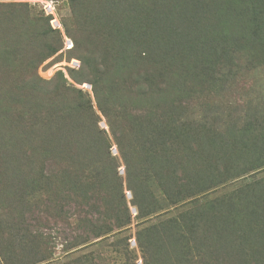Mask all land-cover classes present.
Segmentation results:
<instances>
[{"label":"trees","instance_id":"obj_1","mask_svg":"<svg viewBox=\"0 0 264 264\" xmlns=\"http://www.w3.org/2000/svg\"><path fill=\"white\" fill-rule=\"evenodd\" d=\"M147 3L154 6H146ZM131 4L140 11H132L136 17L129 24L131 40L137 42L132 52L139 60L129 64L134 56L128 54L120 67L131 66L130 78H120L121 70L113 73L110 85H93V95L98 109L108 118L110 133L125 163L128 184L133 183L130 190L136 219L144 223L156 221L139 232L137 243L146 253L153 245L162 254L186 242L185 236H179L181 220L172 216L175 206L197 204V195L207 200L216 194L219 185L197 188L191 186L196 181L185 176L181 190L176 189L177 161L172 154L171 135L179 128L188 129L174 126L185 117L178 110L183 103L189 105L201 91L200 70L194 71L196 80H189L193 78L191 68L202 64L204 54L203 64L211 65V83L229 65H235L234 54L241 46L264 49V0H131ZM22 6L24 11L31 10L29 4ZM173 12L186 14L185 35L176 33L182 24L179 20V26L172 23L171 16L177 19ZM219 22L224 23L220 26ZM166 37L172 50L181 47V58L184 49L190 53L188 66L178 69V84L166 78L163 66L150 53L154 40L164 41ZM200 38H204V46ZM58 51V47H51L42 59L31 61L27 57L23 65L18 64L17 82L9 87L0 82V170L3 168L6 173L10 162H14L17 175L13 180L21 189L19 192L26 194L21 212L14 216L17 238L9 242L14 252L26 247L24 233L32 240L50 238L54 246L61 241L64 249H73L90 240L118 237L130 229L133 221L117 158L111 153L107 132L97 125L91 96L74 87L61 72L50 81L35 75L42 62ZM177 90L184 98L157 103L162 93ZM153 97L148 106L131 108L133 99ZM245 124L242 131L248 136L244 144L230 145L231 149L227 146L225 151L230 161L236 162L235 172L228 170L233 173L220 184L232 183V187L233 181L242 180L215 197L216 210H223L219 236L222 246L212 262L208 257L210 251L202 253L203 264L225 262L220 260L221 253L235 251L244 254L242 264H259V260H264V252H257L264 246V176L257 177L259 171L264 172V139L251 132L254 130L248 126L252 122ZM238 149L243 152L241 160L232 155ZM243 163L246 164L241 166ZM26 164L30 165L27 175L23 173ZM236 173L242 176L235 179ZM248 174L249 179H245ZM45 220L58 228L57 236L38 231ZM154 235L157 240L152 239ZM209 255L212 257V253Z\"/></svg>","mask_w":264,"mask_h":264},{"label":"rangeland","instance_id":"obj_2","mask_svg":"<svg viewBox=\"0 0 264 264\" xmlns=\"http://www.w3.org/2000/svg\"><path fill=\"white\" fill-rule=\"evenodd\" d=\"M24 4H29L31 10L24 11ZM132 5L131 0H0V82L9 87L18 80V64L23 65L27 57L31 61L42 59L49 48H59L56 54L42 62L35 75L50 81L61 72L69 83L91 96L98 116L97 125L107 132L112 146L111 153L117 158L118 174L122 178L125 198L133 218L130 229L118 237L90 240L73 249H64L60 239H57L60 244L54 246L50 238L45 239L47 242L39 238L32 240V236L24 233L26 247L14 252L9 246V242L17 238L13 229L17 221L14 216L21 212L26 194L19 192L21 189L15 178L13 180V176L17 175L16 164L10 162L6 173L3 168L0 170V264H203L201 256L205 251L212 253V257L208 254L210 262L220 253V217L223 210L222 207L220 211L216 210L215 197L221 196V193L227 192L242 180L233 181L232 187V183L220 184L225 177L235 172L236 162L230 161L228 152L225 153L226 147L231 149L230 145L241 147L244 144L248 134L242 131V126H247V122H252L248 127L254 130L251 131L254 136L264 139V49L247 44L241 46L240 51L234 54L235 65H229L211 83L208 81L211 65L207 62L203 64L206 61L204 54L202 64L192 66L193 78L188 79L196 80L194 71L199 69L201 77L198 88L201 91L191 99L189 105L183 103L178 110L179 115L185 117L174 126H188V129L183 131L179 128L170 139L173 144L172 154L177 161L176 189L181 190L185 176H191L196 181L191 186L197 188L219 185L216 194L207 200L203 201L202 196L197 195V204L179 203L173 209L172 216L181 220L179 236H185V243H178L174 249L163 251L162 254H158L159 251L152 245L151 251L146 253L145 248L137 243V235L156 221H137V210L132 204L134 197L130 190L133 183L128 184L125 163L110 133L108 118L98 109L93 95V85H110L113 73L121 70L120 78H130L131 66L128 65L139 60L132 52L137 42L131 40L129 28H132V18L136 17L133 12L140 11ZM145 5L154 6L153 3ZM182 12H173L177 19L170 17L177 26L180 24L176 20L181 21L182 26L176 32L178 36L185 35L183 15L186 14ZM219 23L221 26L224 22ZM50 28L54 31H50ZM204 38H200L202 46L206 43ZM168 40V37L164 41L156 38L150 53L159 66H163L166 78L178 84V69L188 66L187 57L190 53L184 49V57L181 58V47L172 50ZM251 50L253 52L250 53ZM128 54L134 58L126 67L123 65L121 68ZM175 92L162 93L157 103L162 105L168 99L177 102L184 98L179 90ZM154 98L133 99L130 102L131 108L148 106ZM242 153L238 149L236 154H232L233 158L241 160ZM29 166L26 164L24 167L23 173L26 175ZM259 172L257 177H263L264 172ZM236 174L235 179L242 176ZM249 176H245V179H249ZM20 194L22 198L18 197ZM43 223L38 226L41 227L38 231L47 236H57L58 228L50 220ZM31 234H35V231ZM146 238L145 235L143 241ZM152 239L157 240L158 237L154 235ZM257 252H264V246L258 248ZM221 254L223 256L220 259L219 255V259L225 262L216 264H242L245 258L238 251ZM259 264H264V260H259Z\"/></svg>","mask_w":264,"mask_h":264}]
</instances>
